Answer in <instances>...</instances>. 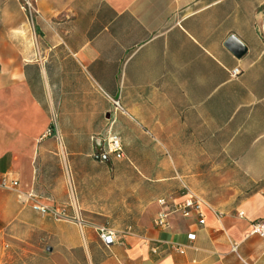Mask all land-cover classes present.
<instances>
[{"label":"crops","instance_id":"crops-1","mask_svg":"<svg viewBox=\"0 0 264 264\" xmlns=\"http://www.w3.org/2000/svg\"><path fill=\"white\" fill-rule=\"evenodd\" d=\"M24 1L0 0V264H264V0H29L34 32ZM187 193L205 224L155 227Z\"/></svg>","mask_w":264,"mask_h":264},{"label":"built area","instance_id":"built-area-1","mask_svg":"<svg viewBox=\"0 0 264 264\" xmlns=\"http://www.w3.org/2000/svg\"><path fill=\"white\" fill-rule=\"evenodd\" d=\"M24 7L25 9L33 8L29 0L24 1ZM239 74H240V70L238 68H235L230 72V75L234 78L237 77ZM114 106L116 108H120L118 102L116 101H114ZM49 133L50 131L48 130V134ZM98 146L101 148L100 154L113 155L116 158H121L123 156L121 139L119 136L115 134H111L108 136L104 146L101 143H99ZM2 185H5V181H2ZM16 185L17 183L15 181L10 182V186L14 187ZM29 197L31 198V196ZM158 203L160 205V209L156 213L154 219V226L159 229L168 228L169 217L172 214H178L183 218H195L199 225L205 224V213L206 210L208 209V206L201 198H199L196 195L187 193V195L180 201L174 202V201H167L165 199H160ZM32 208L35 211L39 212L41 215L50 214L54 217L59 216L57 211L49 209L48 207L45 206L33 205ZM98 234L101 242L105 246H109L113 244L118 239L119 236H122L124 234L131 235L132 231L129 227L125 231L120 233L109 231L106 228H100L98 230ZM249 235H255L259 238L264 251V219H259L251 225ZM193 240H194V235L193 234L188 235V241H193ZM174 249L179 254H183V249L179 247H175ZM236 250H237V245L233 244L232 251L236 252ZM150 252L154 255L160 254V251L156 246H152L150 248Z\"/></svg>","mask_w":264,"mask_h":264},{"label":"water","instance_id":"water-1","mask_svg":"<svg viewBox=\"0 0 264 264\" xmlns=\"http://www.w3.org/2000/svg\"><path fill=\"white\" fill-rule=\"evenodd\" d=\"M226 47L230 49L236 56H240L244 52V47L234 37H230L226 42ZM96 158L106 159L105 155Z\"/></svg>","mask_w":264,"mask_h":264},{"label":"rangeland","instance_id":"rangeland-1","mask_svg":"<svg viewBox=\"0 0 264 264\" xmlns=\"http://www.w3.org/2000/svg\"><path fill=\"white\" fill-rule=\"evenodd\" d=\"M26 14H27V20H28V28L30 29L31 32H34V15L35 11L33 8H27L26 9Z\"/></svg>","mask_w":264,"mask_h":264}]
</instances>
